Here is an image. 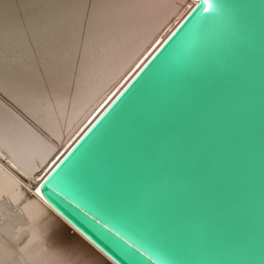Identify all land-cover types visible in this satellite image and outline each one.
I'll return each instance as SVG.
<instances>
[{
  "label": "water",
  "instance_id": "water-1",
  "mask_svg": "<svg viewBox=\"0 0 264 264\" xmlns=\"http://www.w3.org/2000/svg\"><path fill=\"white\" fill-rule=\"evenodd\" d=\"M34 193L112 264H264V0H192Z\"/></svg>",
  "mask_w": 264,
  "mask_h": 264
},
{
  "label": "bare ground",
  "instance_id": "bare-ground-1",
  "mask_svg": "<svg viewBox=\"0 0 264 264\" xmlns=\"http://www.w3.org/2000/svg\"><path fill=\"white\" fill-rule=\"evenodd\" d=\"M192 5L38 0L27 12L0 0V264H112L34 189Z\"/></svg>",
  "mask_w": 264,
  "mask_h": 264
},
{
  "label": "rangeland",
  "instance_id": "rangeland-1",
  "mask_svg": "<svg viewBox=\"0 0 264 264\" xmlns=\"http://www.w3.org/2000/svg\"><path fill=\"white\" fill-rule=\"evenodd\" d=\"M10 7L21 9L29 12V10L38 4V0H7ZM65 234V232H63ZM13 246V245H11Z\"/></svg>",
  "mask_w": 264,
  "mask_h": 264
}]
</instances>
